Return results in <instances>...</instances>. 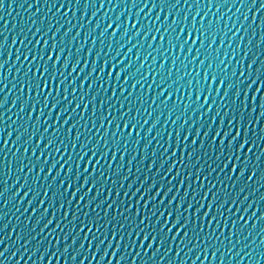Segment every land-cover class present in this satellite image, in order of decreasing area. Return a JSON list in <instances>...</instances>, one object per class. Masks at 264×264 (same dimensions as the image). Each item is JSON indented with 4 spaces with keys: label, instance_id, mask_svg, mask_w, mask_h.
I'll return each mask as SVG.
<instances>
[{
    "label": "water",
    "instance_id": "95a60500",
    "mask_svg": "<svg viewBox=\"0 0 264 264\" xmlns=\"http://www.w3.org/2000/svg\"><path fill=\"white\" fill-rule=\"evenodd\" d=\"M262 85L264 0H0V264H264Z\"/></svg>",
    "mask_w": 264,
    "mask_h": 264
},
{
    "label": "snow or ice",
    "instance_id": "6c2138e0",
    "mask_svg": "<svg viewBox=\"0 0 264 264\" xmlns=\"http://www.w3.org/2000/svg\"><path fill=\"white\" fill-rule=\"evenodd\" d=\"M109 27H111V25H109ZM50 59H51V57H49ZM102 68H103V65H102ZM44 71H47V69H44ZM53 72H55V65H53ZM110 75H111V72H110ZM119 75H120V73L119 72H117V78H119ZM257 79H259V77H257ZM36 87H39V85H35ZM262 86H264V85H262ZM257 91H259V88L257 89ZM126 127H127V125H125ZM19 138V137H18ZM229 146H231V145H229ZM240 148H243L244 147V144L242 143L240 146H239ZM242 174V173H241ZM251 178V177H250ZM89 179H91V177H89ZM215 199V198H214ZM209 207H211V205L209 206ZM177 212H179V208H177V210H176ZM218 211H219V209H218ZM207 214V213H206ZM153 215H155V213H153ZM161 215H163L162 213H161ZM171 213H169V217H171ZM169 217H166L165 218V223H167V220H168V218ZM187 221H188V218L187 217H184V225H186L187 224ZM140 223L141 224H144L145 223V220H141L140 221ZM181 224V220H180V216L179 215H177L176 216V218H175V223L173 224V227H175L176 225H180ZM183 226V225H182ZM137 227H139V225H137ZM161 231H163V229H161ZM169 231H171V229H169ZM143 239H145V240H148L149 239V236L148 235H145L144 237H143ZM149 246H151V245H149Z\"/></svg>",
    "mask_w": 264,
    "mask_h": 264
}]
</instances>
